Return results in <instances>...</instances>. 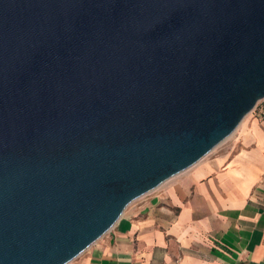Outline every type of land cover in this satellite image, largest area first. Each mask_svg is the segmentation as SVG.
Here are the masks:
<instances>
[{
	"label": "water",
	"instance_id": "95a60500",
	"mask_svg": "<svg viewBox=\"0 0 264 264\" xmlns=\"http://www.w3.org/2000/svg\"><path fill=\"white\" fill-rule=\"evenodd\" d=\"M264 98V0H0V264H68Z\"/></svg>",
	"mask_w": 264,
	"mask_h": 264
},
{
	"label": "crops",
	"instance_id": "0c3cea01",
	"mask_svg": "<svg viewBox=\"0 0 264 264\" xmlns=\"http://www.w3.org/2000/svg\"><path fill=\"white\" fill-rule=\"evenodd\" d=\"M70 264H264V104L235 151L130 203ZM69 264V263H68Z\"/></svg>",
	"mask_w": 264,
	"mask_h": 264
},
{
	"label": "rangeland",
	"instance_id": "374dc122",
	"mask_svg": "<svg viewBox=\"0 0 264 264\" xmlns=\"http://www.w3.org/2000/svg\"><path fill=\"white\" fill-rule=\"evenodd\" d=\"M263 104H264V98L258 101L255 108H253V110L251 112H249L243 118V120L240 122V124L237 126V128L233 131V133L231 135H229L225 140H223L220 144H218L215 148H213L207 155H205L198 162L205 161V160L210 159L212 157L221 156V155L226 154V153L231 152V151H235V149L237 148L238 138H239V135L241 133L242 128L245 125H247L249 120L256 114L258 108L261 107ZM150 193L151 192L133 200L131 203H135V202L139 201L142 197H145L146 195H148ZM107 233L104 234L100 239L106 237ZM100 239L98 241H100ZM72 261H74V260H72ZM71 262H69V264Z\"/></svg>",
	"mask_w": 264,
	"mask_h": 264
}]
</instances>
